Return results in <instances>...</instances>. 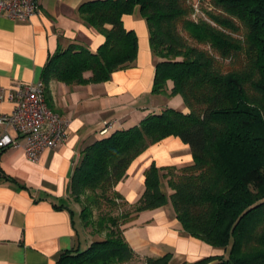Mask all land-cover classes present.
<instances>
[{"label":"trees","instance_id":"1","mask_svg":"<svg viewBox=\"0 0 264 264\" xmlns=\"http://www.w3.org/2000/svg\"><path fill=\"white\" fill-rule=\"evenodd\" d=\"M137 6L157 58L151 93H165L170 81L168 95H180L188 111L166 107L82 148L68 196L79 205L90 241L59 253L56 264L136 260L123 230L140 211L169 202L186 233L229 247L226 257L179 264H264V0L87 1L78 8L80 18L105 40L95 51L71 44L49 59L42 72L46 102L51 79L103 82L135 59L137 37L121 17ZM85 71L91 72L88 78ZM169 136L188 145L192 163H151L143 171L141 196L129 204L115 186L139 154ZM103 204L128 209L112 214L102 211ZM170 259L166 253L146 257L144 264H170Z\"/></svg>","mask_w":264,"mask_h":264},{"label":"crops","instance_id":"2","mask_svg":"<svg viewBox=\"0 0 264 264\" xmlns=\"http://www.w3.org/2000/svg\"><path fill=\"white\" fill-rule=\"evenodd\" d=\"M87 1L91 0H40L39 12L26 21L0 15V114L11 111L10 94L19 85L42 81L43 68L55 53L71 44L95 51L104 42L105 36L80 18L78 8ZM121 20L137 37L136 57L129 65L114 70L103 82L66 84L51 79L48 83V107L69 121L65 140L42 150L31 161L22 147L24 138L0 124V136L6 132L19 144L0 148V264H56L59 253L88 245L79 205L68 196V183L82 148L102 137L99 131L105 123L111 125L108 135L166 107L188 111L183 100L181 105L168 96L170 81L166 95L151 93L157 58L151 52L148 27L138 6ZM90 74L85 71L83 76ZM157 96L164 102L158 104ZM151 163L182 167L192 163V156L178 137L150 145L130 163L126 176L115 186L129 204L141 196L143 171ZM161 183L168 195L166 181ZM123 236L137 255L125 264H144L146 257L166 253H171L170 264L227 256V248L186 233L170 202L137 213Z\"/></svg>","mask_w":264,"mask_h":264},{"label":"built area","instance_id":"3","mask_svg":"<svg viewBox=\"0 0 264 264\" xmlns=\"http://www.w3.org/2000/svg\"><path fill=\"white\" fill-rule=\"evenodd\" d=\"M39 3L40 0H0V15L26 21L39 12ZM10 97L12 109L0 114V124L12 127L24 138L22 147L29 160H36L42 150L65 140L69 121L48 107L42 81L19 85ZM110 127L105 123L99 133L106 134ZM18 145L6 132L0 136V148Z\"/></svg>","mask_w":264,"mask_h":264},{"label":"rangeland","instance_id":"4","mask_svg":"<svg viewBox=\"0 0 264 264\" xmlns=\"http://www.w3.org/2000/svg\"><path fill=\"white\" fill-rule=\"evenodd\" d=\"M160 94H164V95H166V92L165 93H160ZM169 97H172L171 99H177L179 102L178 103H180L181 105H182V98L180 97V95H177V96H175V95H173V96H170V95H168ZM156 100H157V103L158 104H161L162 102H164V99H162V97L161 96H157L156 97ZM176 100V101H177ZM117 201V203H121V200L120 199H117L116 200ZM101 208H102V211L103 212H105V211H109V212H111L112 214H119V213H121L122 211H124V210H126V209H128V207H127V205H125V204H122L121 206H119V207H116V208H107L106 207V205L105 204H103L102 206H101ZM94 213V216L96 217L97 216V214L99 213V211L98 210H95V212H93ZM227 249H226V253L228 254V250H229V247L227 246L226 247Z\"/></svg>","mask_w":264,"mask_h":264}]
</instances>
